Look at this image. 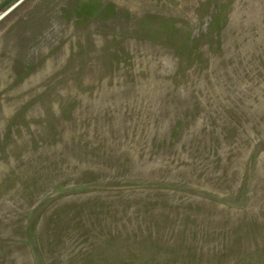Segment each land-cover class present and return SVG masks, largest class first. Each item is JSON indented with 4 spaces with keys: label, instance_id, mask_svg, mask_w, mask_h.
I'll list each match as a JSON object with an SVG mask.
<instances>
[{
    "label": "rangeland",
    "instance_id": "1",
    "mask_svg": "<svg viewBox=\"0 0 264 264\" xmlns=\"http://www.w3.org/2000/svg\"><path fill=\"white\" fill-rule=\"evenodd\" d=\"M0 264H264V0L1 4Z\"/></svg>",
    "mask_w": 264,
    "mask_h": 264
},
{
    "label": "crops",
    "instance_id": "2",
    "mask_svg": "<svg viewBox=\"0 0 264 264\" xmlns=\"http://www.w3.org/2000/svg\"><path fill=\"white\" fill-rule=\"evenodd\" d=\"M7 0H0V5L4 4Z\"/></svg>",
    "mask_w": 264,
    "mask_h": 264
}]
</instances>
